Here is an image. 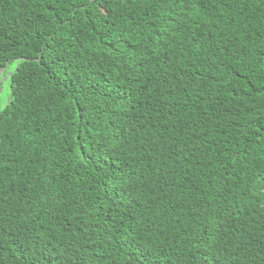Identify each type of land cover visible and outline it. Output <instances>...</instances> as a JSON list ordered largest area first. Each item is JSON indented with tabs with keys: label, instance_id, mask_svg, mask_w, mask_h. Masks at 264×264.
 Segmentation results:
<instances>
[{
	"label": "trees",
	"instance_id": "trees-1",
	"mask_svg": "<svg viewBox=\"0 0 264 264\" xmlns=\"http://www.w3.org/2000/svg\"><path fill=\"white\" fill-rule=\"evenodd\" d=\"M2 78L0 264H264V0H0Z\"/></svg>",
	"mask_w": 264,
	"mask_h": 264
},
{
	"label": "rangeland",
	"instance_id": "rangeland-1",
	"mask_svg": "<svg viewBox=\"0 0 264 264\" xmlns=\"http://www.w3.org/2000/svg\"><path fill=\"white\" fill-rule=\"evenodd\" d=\"M17 66V62H12L8 65L6 72L10 73ZM10 84L9 79H3L0 81V110L6 105L10 96Z\"/></svg>",
	"mask_w": 264,
	"mask_h": 264
}]
</instances>
